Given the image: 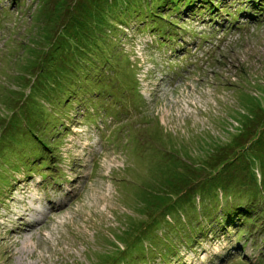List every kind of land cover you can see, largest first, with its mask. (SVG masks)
I'll return each mask as SVG.
<instances>
[{
    "label": "rangeland",
    "instance_id": "obj_1",
    "mask_svg": "<svg viewBox=\"0 0 264 264\" xmlns=\"http://www.w3.org/2000/svg\"><path fill=\"white\" fill-rule=\"evenodd\" d=\"M212 1L0 0V264H264V0Z\"/></svg>",
    "mask_w": 264,
    "mask_h": 264
},
{
    "label": "trees",
    "instance_id": "obj_2",
    "mask_svg": "<svg viewBox=\"0 0 264 264\" xmlns=\"http://www.w3.org/2000/svg\"><path fill=\"white\" fill-rule=\"evenodd\" d=\"M247 1H249V0H247ZM201 3L202 4H208V5H211V4L214 5V6H205L204 9L205 10L209 9L208 11H211L214 7H217L219 5V3L215 4V2H213L212 0H201ZM260 11L261 10L259 8H256V7L252 6L251 15H255L256 13H258ZM133 13H135V10L131 11V8L129 7V5H126L124 11L121 13V17L122 18H121V20H119L121 22V24L122 25L123 24H127L128 21L131 20L130 17L133 16ZM135 15L137 16V19H135V20H140V19H142V20H146L147 19V20H150V21L152 20L150 14H146V13L145 14L144 13L137 14L136 13ZM234 17H236L235 14H233V18ZM167 27H168V25L166 24L165 21L157 20V21H152V22H150L148 24L144 23V24H142L141 28H144V30L145 29L146 30L158 29L159 31H162V30H164L166 28L165 32L159 34V37H161V38L158 40L157 44L159 46H169V47L173 48L174 42H175L173 40V36H175V35H174V33L170 34V32L168 31ZM175 39L177 40L176 37H175ZM176 43H178V40H177ZM127 68L128 69H132V68H129L128 66H127ZM97 71H98L97 67L96 68L91 67V68L85 69L84 73L86 74V76L84 77V80L85 81H90L94 76L98 75ZM116 71H118L117 68H116ZM129 71L130 72H127L128 77H130L133 80L135 73H134L133 69L129 70ZM79 76H80V83H81V75H79ZM119 79H120V77L116 76L115 73L104 75V77H102L99 80L101 83L98 86V90L95 91L94 88H93L94 90H91L92 93L95 94V96L97 94L96 102L90 100V98H89V102L85 103V99H84V94L83 93H82V95L79 94L77 91H75L73 89L72 86H69L68 88L64 87V93H62V95H60V97L63 98V107H62L61 113L64 114V115H67L68 114V110H72L75 107V104H77V105H79V111L81 112L83 118L86 119V120H92L94 116H97V110L100 111L101 115L110 116L112 114V112L115 111L116 109L114 107H108V106H106L104 104H99L98 94H99V91H100V86L102 85L103 88H104V91L106 92V95L113 98V99H110V102L115 100V103L119 104V108H120L122 103L118 101L119 99L116 96V94H120L121 92H123V89L121 87V83H120ZM134 81H135V83L134 84L131 83V85H130L131 93H136L138 91L137 90L138 82L135 79H134ZM83 84H89V83L84 82ZM95 86H96V84L93 85V87H95ZM119 86H120L121 90H119ZM67 105H68V108L66 109ZM105 129H107V128H105ZM116 132L117 131H114L112 133V137H111L112 141H114V137H115V139H117L116 134H115ZM153 133L154 132H152V134ZM158 133H160V135H162V132L160 130L158 131ZM169 137L170 136L164 135V141L165 142L169 141L170 140ZM146 140H147L146 145L148 146V154H149V155H147L148 159L149 158L152 159L153 155L157 156V154H159V152H162L160 150L161 148L160 147L158 148V146H160V145L156 141V139L152 140L151 137H150V138H148ZM140 142H141L140 139L135 141L134 143L131 144V146L129 148L137 147ZM114 144L115 145H119V143L116 142V141H114ZM196 179L197 178L194 179V183H193V184L196 183V187L195 188H198L199 186H201V185H203L205 183V177L199 178L198 180H196ZM249 215H250V212L244 213V215H241V216L245 217V216H249ZM225 220H227V222L219 220L218 224H224L225 226L230 225V223L233 221V218L231 217V215H229L227 213ZM158 242H156V243H158Z\"/></svg>",
    "mask_w": 264,
    "mask_h": 264
}]
</instances>
